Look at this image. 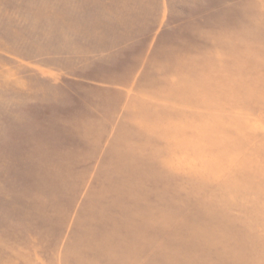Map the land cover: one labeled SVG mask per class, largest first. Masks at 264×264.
I'll use <instances>...</instances> for the list:
<instances>
[{
	"label": "rangeland",
	"instance_id": "374dc122",
	"mask_svg": "<svg viewBox=\"0 0 264 264\" xmlns=\"http://www.w3.org/2000/svg\"><path fill=\"white\" fill-rule=\"evenodd\" d=\"M105 1L0 0V264H264V0H162L138 77Z\"/></svg>",
	"mask_w": 264,
	"mask_h": 264
},
{
	"label": "crops",
	"instance_id": "0c3cea01",
	"mask_svg": "<svg viewBox=\"0 0 264 264\" xmlns=\"http://www.w3.org/2000/svg\"><path fill=\"white\" fill-rule=\"evenodd\" d=\"M96 6L99 17L101 18V14L105 18L99 21V29L103 32L97 35L100 40L95 43L96 52L102 53L96 61V76L102 74L99 66L103 62L101 60L108 59L115 52H120L123 59L118 64L104 63V70L117 71L115 76L145 75L142 72L144 66L142 63L153 52V45L156 44L157 36L161 33L155 32L154 29L160 27L161 19L167 11L166 3L162 0H106L105 3H97ZM166 24L167 22L163 25ZM135 86L137 87L136 82L133 81L123 90L119 88L117 91L130 94ZM1 88L3 91V86ZM127 99L130 101L133 98L128 95Z\"/></svg>",
	"mask_w": 264,
	"mask_h": 264
}]
</instances>
